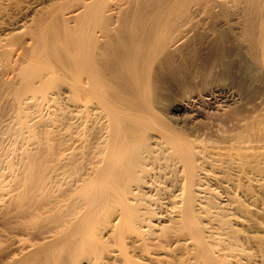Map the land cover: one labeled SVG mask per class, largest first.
<instances>
[{"label": "bare ground", "instance_id": "1", "mask_svg": "<svg viewBox=\"0 0 264 264\" xmlns=\"http://www.w3.org/2000/svg\"><path fill=\"white\" fill-rule=\"evenodd\" d=\"M38 1L0 22V264H264V0Z\"/></svg>", "mask_w": 264, "mask_h": 264}, {"label": "rangeland", "instance_id": "2", "mask_svg": "<svg viewBox=\"0 0 264 264\" xmlns=\"http://www.w3.org/2000/svg\"><path fill=\"white\" fill-rule=\"evenodd\" d=\"M5 5H7V9H8V12L4 15H2L0 17V22L3 21L5 23H9L11 21H16L20 15H22L23 13H27L28 11L30 12L31 9H28L29 7L31 8L32 5L35 4L36 0H1ZM40 1V0H39ZM38 1V2H39ZM42 2H44L45 0H41ZM40 1V2H41ZM56 1V0H55ZM58 2H68L69 4H67V9L64 10L65 13H70L72 12L73 10L76 9V5H77V1L76 0H57ZM47 4V0L42 4V5H45ZM9 5V6H8ZM26 5V6H25ZM14 6V7H13ZM28 7V8H27ZM28 12V13H29ZM12 13V14H11ZM9 15V16H8ZM16 19V20H14ZM7 20V21H6ZM204 21L207 22V19ZM18 51V50H17ZM17 51H13L11 54V58L9 57V59L7 60L9 63H7L6 60H0V71H1V67H3L2 69V72H1V75H0V79L3 80V81H8L10 78H11V73L8 72L7 68L8 66L10 65H15L16 62H17ZM5 62V63H4ZM5 64H8V66H6ZM5 65V66H4ZM5 67L6 70H5ZM5 70V71H4ZM4 71V72H3ZM10 75V76H9ZM199 81V79L197 80ZM223 83V84H221ZM219 82L218 84L215 82V83H211V86L214 87V89H219V94L220 96L222 97H226L227 96V99L228 101L230 102L229 104L227 103V106H240V105H245L246 109L248 110V112H251L253 111L254 109L255 110H258L260 108V105L263 104L262 100L263 98L262 97H255L254 99H252L251 101L246 99L245 96H243L239 90L237 89V87L233 84V83H230L228 81H222V82ZM215 84V85H214ZM217 85V86H216ZM220 86V87H219ZM6 93V90L4 91V94ZM5 96H9V97H5V98H8L9 102L8 104L6 105L5 104V111L3 114H0V123H5V124H12V122L15 121L16 119V113L15 111H13L14 109L9 105L10 103V100H11V96L9 94H5ZM241 97V98H239ZM244 98V99H243ZM261 98V100L259 99ZM247 100V101H246ZM242 102V103H238V102ZM253 102V103H252ZM244 103V104H243ZM257 103H260V105H258ZM257 104V105H256ZM254 105V106H253ZM226 106V107H227ZM249 106V108H248ZM257 106V107H256ZM7 107V108H6ZM232 107V106H231ZM254 110V111H255ZM1 112V111H0ZM3 116V117H1ZM7 118V119H6ZM212 120V121H211ZM209 121L211 123H209ZM205 122L208 123V125L210 124L211 126L216 123L217 125L214 124V128L211 129L212 132H214V129L216 127H222V123L220 122V120H215V118L213 117H207L205 119ZM213 122V123H212ZM2 123V124H3ZM211 136H214V137H211ZM209 138L215 140L217 137L212 133V135H209ZM221 199H223V197H221ZM13 234H10L13 238L15 236H19L21 237L22 239H24L26 242H27V239L28 236H32V235H28L26 233H23L22 234H19V233H16V232H12ZM9 235V236H10ZM12 237H10V239H12ZM118 259V260H117ZM89 262V261H88ZM84 264V263H82ZM105 264V263H103ZM107 264H122L121 260L119 258H116V260H113V261H109Z\"/></svg>", "mask_w": 264, "mask_h": 264}]
</instances>
